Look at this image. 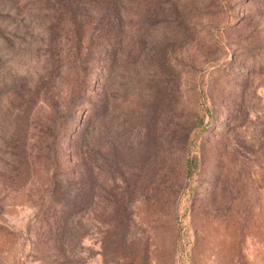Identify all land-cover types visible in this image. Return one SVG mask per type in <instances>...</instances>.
<instances>
[{
  "label": "rangeland",
  "instance_id": "374dc122",
  "mask_svg": "<svg viewBox=\"0 0 264 264\" xmlns=\"http://www.w3.org/2000/svg\"><path fill=\"white\" fill-rule=\"evenodd\" d=\"M0 264H264V0H0Z\"/></svg>",
  "mask_w": 264,
  "mask_h": 264
},
{
  "label": "trees",
  "instance_id": "16d2710c",
  "mask_svg": "<svg viewBox=\"0 0 264 264\" xmlns=\"http://www.w3.org/2000/svg\"><path fill=\"white\" fill-rule=\"evenodd\" d=\"M113 21V20H112ZM108 22V21H107ZM107 22L104 23V25H106L104 28L108 30L109 27H115L116 25L120 26L121 25V20L118 19L114 24V23H111L110 25H107ZM121 33H120V38H118V40H121ZM108 37V36H107ZM65 193L67 195L70 196L71 198V193L65 189ZM72 206V205H71ZM64 209H67V208H64ZM72 213H73V210H70L69 212H65L64 215H63V219H62V225H61V228H60V236L63 237V239H69L71 238V232H72V227L71 225H73L72 223Z\"/></svg>",
  "mask_w": 264,
  "mask_h": 264
}]
</instances>
